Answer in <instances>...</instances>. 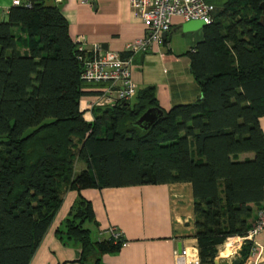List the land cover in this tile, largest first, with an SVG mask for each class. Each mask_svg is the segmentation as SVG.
Instances as JSON below:
<instances>
[{
    "label": "trees",
    "instance_id": "trees-1",
    "mask_svg": "<svg viewBox=\"0 0 264 264\" xmlns=\"http://www.w3.org/2000/svg\"><path fill=\"white\" fill-rule=\"evenodd\" d=\"M48 1L14 6L0 21V264L31 263L71 190L78 197L57 233L81 248L79 261L100 263L126 239L93 240L85 224L94 210L81 191L168 183L192 185L200 262L215 264L264 208V0H228L214 15L189 51L199 100L147 129L136 121L159 108L153 86L85 118L78 43ZM252 247L242 244L241 264Z\"/></svg>",
    "mask_w": 264,
    "mask_h": 264
},
{
    "label": "crops",
    "instance_id": "crops-1",
    "mask_svg": "<svg viewBox=\"0 0 264 264\" xmlns=\"http://www.w3.org/2000/svg\"><path fill=\"white\" fill-rule=\"evenodd\" d=\"M20 1L21 5L31 2ZM208 1L215 5V15L228 0ZM13 2L0 0V21L8 19L10 9L15 6ZM47 4L59 6L74 40L84 36L89 46L99 43L123 56L127 55L126 44L145 36L147 31L143 21L134 15L131 0H50ZM185 22L175 17L162 42L133 56L132 77L138 90L153 86L158 105L164 111L177 104L196 102L201 96L200 86L192 73L189 51L204 40L205 26L184 31ZM16 31L20 35L18 28ZM101 89L102 86L86 89L89 94L83 98L82 108L86 110L87 120L94 118L87 103L93 101ZM260 126L264 132V116L260 118ZM253 155L243 153L240 158ZM81 194L93 206L95 218L85 224L93 240L109 236L108 229L116 227L127 240V245L117 252L102 254L100 263L94 259L79 261L81 248L73 241L61 239L57 233L78 197V192L71 190L66 193L30 264H190L192 258L199 257L198 242L194 237V196L190 183L86 188ZM239 242L238 236L230 237L224 244L230 253L225 254V251L223 256L216 257L215 264H232L235 258L239 259L238 255L228 257L238 248ZM180 245L188 248L189 256L176 255ZM253 245L256 254L251 257L261 256V261H264V230L255 237ZM251 262L252 258L247 264Z\"/></svg>",
    "mask_w": 264,
    "mask_h": 264
},
{
    "label": "built area",
    "instance_id": "built-area-1",
    "mask_svg": "<svg viewBox=\"0 0 264 264\" xmlns=\"http://www.w3.org/2000/svg\"><path fill=\"white\" fill-rule=\"evenodd\" d=\"M15 6L21 5L20 0H14ZM31 4H27L30 6ZM134 15L140 18L146 26L145 36L128 42L125 46L126 56L119 52L103 48L99 43L88 45L84 36L76 39L80 50L79 59L83 62L84 69L82 80L89 86H102L101 93L89 103L93 106H104L115 101H128L137 94L138 87L132 77L133 56L139 52L149 51L155 43L164 40L163 33L169 32L173 19L180 17L185 21L202 20L206 25L213 23L215 5L208 0H131ZM264 230V208L259 212L253 227L247 236L238 237L239 247L231 252L228 257L240 256V250L245 240L254 243L255 237ZM108 234L115 241L124 238L118 228L110 227ZM127 241L122 243L126 246ZM241 246V247H240ZM252 247L251 255L256 254ZM177 256H189L188 248L175 251ZM190 264H201L199 257L190 260Z\"/></svg>",
    "mask_w": 264,
    "mask_h": 264
},
{
    "label": "water",
    "instance_id": "water-1",
    "mask_svg": "<svg viewBox=\"0 0 264 264\" xmlns=\"http://www.w3.org/2000/svg\"><path fill=\"white\" fill-rule=\"evenodd\" d=\"M263 11H264V3L262 5ZM263 25H264V17L262 19ZM206 27V24L202 20H190L183 24V30L184 31H194L201 27ZM167 32L163 33V37L166 38ZM164 115V110L162 108L158 107H150L148 108L136 121V124L141 126L142 128H149L152 125H154L160 117ZM182 245H180L181 250ZM232 264H241L240 260L238 258H235L232 262Z\"/></svg>",
    "mask_w": 264,
    "mask_h": 264
},
{
    "label": "rangeland",
    "instance_id": "rangeland-1",
    "mask_svg": "<svg viewBox=\"0 0 264 264\" xmlns=\"http://www.w3.org/2000/svg\"><path fill=\"white\" fill-rule=\"evenodd\" d=\"M90 104H91V102H90ZM87 105L89 106V103H87ZM81 166H80V164H78V169L80 168ZM228 241V240H227ZM225 244V243H224ZM224 244L220 247V250H219V253H218V256L220 257V256H223V253L225 252V254H227L228 252L230 253V250L229 251H227L229 248H226L225 249V246H224ZM239 244H240V242H239ZM239 247V246H238ZM217 256V257H218ZM250 258H252V262L250 263V264H264V261H261V256H256V257H249V259ZM219 260H220V258H219ZM245 264H247V262L245 263Z\"/></svg>",
    "mask_w": 264,
    "mask_h": 264
},
{
    "label": "bare ground",
    "instance_id": "bare-ground-1",
    "mask_svg": "<svg viewBox=\"0 0 264 264\" xmlns=\"http://www.w3.org/2000/svg\"><path fill=\"white\" fill-rule=\"evenodd\" d=\"M228 246L227 245H225V248H227Z\"/></svg>",
    "mask_w": 264,
    "mask_h": 264
}]
</instances>
